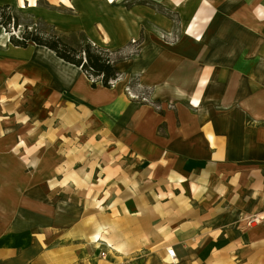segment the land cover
<instances>
[{"label": "crops", "instance_id": "obj_1", "mask_svg": "<svg viewBox=\"0 0 264 264\" xmlns=\"http://www.w3.org/2000/svg\"><path fill=\"white\" fill-rule=\"evenodd\" d=\"M155 1L174 21L134 1L23 8L108 50L139 40L116 68L158 109L0 38V264H264V0Z\"/></svg>", "mask_w": 264, "mask_h": 264}, {"label": "trees", "instance_id": "obj_2", "mask_svg": "<svg viewBox=\"0 0 264 264\" xmlns=\"http://www.w3.org/2000/svg\"><path fill=\"white\" fill-rule=\"evenodd\" d=\"M19 25L18 16L12 6L0 5V29L11 33L8 37L10 44L22 48L29 44L48 48L58 58L78 67L88 79L95 78L91 82L92 87L97 83L110 87L109 82L119 74L116 64L122 57L116 56L113 50H107L87 40L80 47H75L65 42L56 31L44 28L26 27L20 34H16Z\"/></svg>", "mask_w": 264, "mask_h": 264}, {"label": "rangeland", "instance_id": "obj_3", "mask_svg": "<svg viewBox=\"0 0 264 264\" xmlns=\"http://www.w3.org/2000/svg\"><path fill=\"white\" fill-rule=\"evenodd\" d=\"M25 2L27 0H24ZM23 0H20L21 6L20 7H14L12 6V8L14 9L15 13L18 16V20L20 22V25L18 26L17 30L15 31L16 34H20L22 32V30L24 28L27 27V29H34V28H44L47 30H51V31H56L61 37L62 39L67 42L68 44H71L75 47H80L81 45H83V43L87 40L90 41L91 43L94 44V42H92L88 35L82 31V30H78V29H74V30H69L66 32H60L58 31L55 26L47 23L42 17L34 15V14H30L29 12H27V10H25L23 8V4H24ZM33 1V0H32ZM110 2H120L126 6L130 5V3L134 2H138V3H142L144 5H147L149 7H152L154 9H157L159 11H164L162 9V7L155 1V0H109ZM52 4L48 2V0H36V3L38 5H40L43 8H49L52 9L56 12L59 13H64V14H73L74 10L69 6V2L68 0H52ZM165 14H167L169 17H171V19L174 21L172 15L166 11H164ZM170 14V15H169ZM175 23V22H174ZM75 25V23L73 22H68L66 23L67 27H71ZM175 27V26H174ZM157 36L164 42L166 43H174L177 39H178V31L174 29L169 30V31H157L155 30ZM11 33L8 32H4L2 29H0V38H6L7 42H8V37ZM139 40L136 39H131L128 44L126 45V48L124 47L123 49H119V50H113L115 51V55L117 56H121L122 60H126V59H131V58H135L138 55L139 52V47H140V42ZM9 43V42H8ZM108 50V49H107ZM119 61V62H120ZM126 73H119V77L116 81V83L112 86V87H120L122 93L129 99V100H133L132 98H130L126 91H125V86L126 84L129 82H131L132 84V89L136 92V95L139 94V92H143L144 96H147V102H139L142 104H149L152 105L154 108H159V104L156 103V105H154L155 103H153L152 101H154L151 97L152 94V87L150 86H146V85H142L137 77V75H131L126 77L125 76ZM90 82H92L90 80ZM131 89V91H132ZM133 92V91H132ZM136 101V100H133ZM138 102V101H137ZM55 137V136H53ZM54 150H57L59 148V145H53ZM249 219V218H248ZM247 219V220H248ZM249 221V220H248Z\"/></svg>", "mask_w": 264, "mask_h": 264}, {"label": "built area", "instance_id": "obj_4", "mask_svg": "<svg viewBox=\"0 0 264 264\" xmlns=\"http://www.w3.org/2000/svg\"><path fill=\"white\" fill-rule=\"evenodd\" d=\"M118 77H119V74L117 75V77H116L114 80H111V81L109 82L110 87H112V86L116 83ZM89 80L93 81V80H95V78H91V79H89ZM132 87H133V86H132V85L130 84V82L128 81V83H127L126 86H125V91H126L127 95H128L130 98H132L133 100H136V101H138V102H142V103L147 102V101H146V100H147V96H146V95L144 96V93H143V92H139V94L136 95V93H134V92H136V91H134V90L132 89ZM131 89H132L133 92L131 91ZM255 221H257V218H256V217H252V218H249V222H248V223L255 222ZM166 254H167V256H168L172 261L175 260V255H174V251H173V249H171V248H166Z\"/></svg>", "mask_w": 264, "mask_h": 264}, {"label": "bare ground", "instance_id": "obj_5", "mask_svg": "<svg viewBox=\"0 0 264 264\" xmlns=\"http://www.w3.org/2000/svg\"><path fill=\"white\" fill-rule=\"evenodd\" d=\"M184 31V30H183ZM186 33V32H185ZM9 35V34H8ZM193 37V36H192ZM1 44V43H0ZM192 100V99H191Z\"/></svg>", "mask_w": 264, "mask_h": 264}]
</instances>
